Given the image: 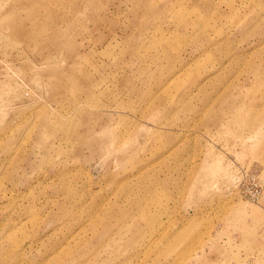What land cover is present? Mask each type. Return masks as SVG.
<instances>
[{
  "label": "rangeland",
  "instance_id": "374dc122",
  "mask_svg": "<svg viewBox=\"0 0 264 264\" xmlns=\"http://www.w3.org/2000/svg\"><path fill=\"white\" fill-rule=\"evenodd\" d=\"M246 175L264 0H0V264H264Z\"/></svg>",
  "mask_w": 264,
  "mask_h": 264
},
{
  "label": "built area",
  "instance_id": "2783aa9c",
  "mask_svg": "<svg viewBox=\"0 0 264 264\" xmlns=\"http://www.w3.org/2000/svg\"><path fill=\"white\" fill-rule=\"evenodd\" d=\"M238 182L239 193L249 201L257 202L264 194V184L257 177L248 179L246 175Z\"/></svg>",
  "mask_w": 264,
  "mask_h": 264
}]
</instances>
